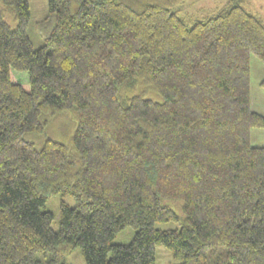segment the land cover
I'll return each instance as SVG.
<instances>
[{
	"label": "trees",
	"instance_id": "16d2710c",
	"mask_svg": "<svg viewBox=\"0 0 264 264\" xmlns=\"http://www.w3.org/2000/svg\"><path fill=\"white\" fill-rule=\"evenodd\" d=\"M184 2L49 0L34 47L28 1L0 0V264H63L76 246L87 264H155L156 244L179 264H264V20L227 0L189 24ZM65 113L67 143L46 134ZM58 192L77 202L55 231L42 207Z\"/></svg>",
	"mask_w": 264,
	"mask_h": 264
},
{
	"label": "rangeland",
	"instance_id": "374dc122",
	"mask_svg": "<svg viewBox=\"0 0 264 264\" xmlns=\"http://www.w3.org/2000/svg\"><path fill=\"white\" fill-rule=\"evenodd\" d=\"M30 8V19L27 33L34 47L41 46L55 25V15L49 9V0H27ZM227 2V0H185L180 5L179 15L189 24L196 20L204 19L216 14ZM244 8L264 20V0H238ZM250 86H251V108L264 115V86L261 81L264 78V62L255 53L250 55ZM15 77L21 82H28V71L14 70ZM75 124L69 115L65 113L52 119L46 128L47 136L67 143L74 133ZM42 140V138H39ZM250 141L252 145H264V127H252L250 129ZM62 201L75 205L77 200L71 194L58 192L50 196L43 209L54 213L51 223L52 229H59L60 204ZM155 226L160 229L177 227L174 221H159ZM135 229L129 225L121 230L115 237L114 242L128 243L134 236ZM181 259L175 257L173 252L162 244L155 245V264H179ZM63 264H87L84 254L79 246L74 247L63 259Z\"/></svg>",
	"mask_w": 264,
	"mask_h": 264
}]
</instances>
